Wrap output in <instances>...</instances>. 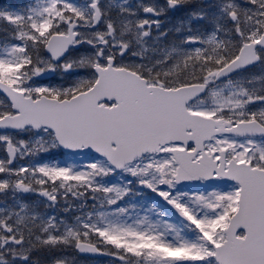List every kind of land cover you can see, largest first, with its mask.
<instances>
[{"label": "snow or ice", "instance_id": "1", "mask_svg": "<svg viewBox=\"0 0 264 264\" xmlns=\"http://www.w3.org/2000/svg\"><path fill=\"white\" fill-rule=\"evenodd\" d=\"M0 264H264V0H0Z\"/></svg>", "mask_w": 264, "mask_h": 264}]
</instances>
